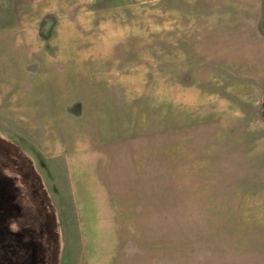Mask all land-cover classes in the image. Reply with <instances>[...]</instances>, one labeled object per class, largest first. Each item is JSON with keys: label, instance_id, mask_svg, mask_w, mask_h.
<instances>
[{"label": "rangeland", "instance_id": "374dc122", "mask_svg": "<svg viewBox=\"0 0 264 264\" xmlns=\"http://www.w3.org/2000/svg\"><path fill=\"white\" fill-rule=\"evenodd\" d=\"M0 33L68 84L92 54L115 94L54 155L0 96V264H264V97L239 137L205 129V0H0Z\"/></svg>", "mask_w": 264, "mask_h": 264}, {"label": "crops", "instance_id": "0c3cea01", "mask_svg": "<svg viewBox=\"0 0 264 264\" xmlns=\"http://www.w3.org/2000/svg\"><path fill=\"white\" fill-rule=\"evenodd\" d=\"M27 39L22 36V41L14 46L13 38L0 33V74L4 75L3 71L12 74L14 69L18 74L11 80L12 84L16 82L15 87L10 89V84L0 96L10 106L9 116L20 110L19 120L25 121L28 139L38 146L42 141L45 154L63 153L59 142L65 139V122L82 124L81 119L89 114L99 119L101 114L108 113V108L110 115L114 113L110 106L115 101L112 76L106 79L109 72L106 68L102 70L104 75H99L93 68L92 54L84 68L82 57L87 56L80 54L68 84L66 71L70 70L66 69L64 54L39 53L28 42L34 37ZM27 55L30 64L23 60ZM100 63L97 61V65ZM87 69L86 80L82 73ZM262 97L264 0H205V129L219 131L224 124L234 131L232 137H239L236 132L242 129V122L259 119L258 98ZM76 131L81 137H88L80 127Z\"/></svg>", "mask_w": 264, "mask_h": 264}]
</instances>
